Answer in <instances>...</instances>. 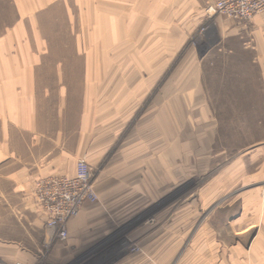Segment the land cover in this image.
<instances>
[{
    "label": "crops",
    "instance_id": "obj_1",
    "mask_svg": "<svg viewBox=\"0 0 264 264\" xmlns=\"http://www.w3.org/2000/svg\"><path fill=\"white\" fill-rule=\"evenodd\" d=\"M214 1L11 0L13 18L0 24V264H35L43 250L47 230L33 195L38 178L72 176L79 158L98 169V201L84 204L68 224L67 241L48 255L62 260L116 229L95 210L131 205L140 211L132 223L159 205L166 131L181 129L171 116L191 111H183L182 98L209 96L205 74L227 76L226 88H255L243 96L261 97L264 10L247 22L212 18L216 42L202 53L189 47L167 76ZM253 204L251 224L235 233L256 227L255 234L211 249L213 264H264V201ZM157 224L134 234L141 252L126 251L114 263L182 264L181 209Z\"/></svg>",
    "mask_w": 264,
    "mask_h": 264
},
{
    "label": "rangeland",
    "instance_id": "obj_2",
    "mask_svg": "<svg viewBox=\"0 0 264 264\" xmlns=\"http://www.w3.org/2000/svg\"><path fill=\"white\" fill-rule=\"evenodd\" d=\"M11 7V0H0V24L12 20ZM215 17H207L189 33L186 46L167 66V76L175 71L189 47L202 53L216 42L212 24ZM201 27H205L203 33H199ZM205 75L209 96L195 101L182 98L183 111H191L171 116L181 129L166 131V192L159 199L160 206L134 216L132 223L131 215L140 211L131 205L95 210L105 222L113 224V233L83 251L72 249L70 256L62 260L48 255L53 246L65 243L67 238L53 240L42 247L35 264L114 263L126 251L141 252V238L137 240L134 235L137 231L157 228V219L168 224L178 209L182 213V240L176 257H182V264H213L211 249L235 245L255 234L256 227L235 232L251 224L253 203L260 198L264 201V91L261 97H245L257 90L228 89L232 83H228L227 76ZM260 84L253 81L250 86ZM146 105L135 113L131 121L135 127L146 116L142 113ZM114 151L115 147L106 158H111ZM97 172L93 167L94 178ZM126 195H119L122 204Z\"/></svg>",
    "mask_w": 264,
    "mask_h": 264
},
{
    "label": "built area",
    "instance_id": "obj_3",
    "mask_svg": "<svg viewBox=\"0 0 264 264\" xmlns=\"http://www.w3.org/2000/svg\"><path fill=\"white\" fill-rule=\"evenodd\" d=\"M263 10L264 0H215L208 6L207 13L208 17L221 15L237 22H247ZM204 28L201 27L199 33H203ZM94 180L93 167L84 158L76 161L72 176H47L36 180L33 195L44 217L45 245L53 240H65L69 222L84 204L98 201Z\"/></svg>",
    "mask_w": 264,
    "mask_h": 264
}]
</instances>
